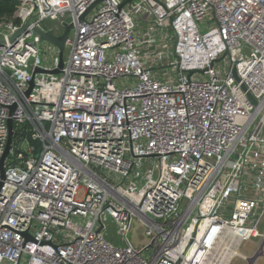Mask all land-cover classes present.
Wrapping results in <instances>:
<instances>
[{"label":"built area","instance_id":"built-area-1","mask_svg":"<svg viewBox=\"0 0 264 264\" xmlns=\"http://www.w3.org/2000/svg\"><path fill=\"white\" fill-rule=\"evenodd\" d=\"M95 1L20 0L19 22H0V160L14 124L0 264L248 259L264 217V0H102L81 19ZM65 23L51 73L59 50L36 29Z\"/></svg>","mask_w":264,"mask_h":264},{"label":"rangeland","instance_id":"rangeland-1","mask_svg":"<svg viewBox=\"0 0 264 264\" xmlns=\"http://www.w3.org/2000/svg\"><path fill=\"white\" fill-rule=\"evenodd\" d=\"M69 20L70 19L68 18L67 21H69ZM46 24L49 28H56L59 31H61V29H62V28H60L61 23L57 20L55 21V20L48 19L46 21ZM70 34L73 35V29L71 30ZM41 45H42V48L44 50V48H46L47 45H49V44L47 43V41L44 40ZM68 55H69V49L67 47H65V51H64V59L65 60H67ZM23 144H25V146H26V143H22V146H23ZM105 223H106V226L103 229V233H104L105 237L108 240H110L111 242L115 243L116 245H123V241L121 239L122 237L118 232L119 227L116 224V222L113 220V218L111 216L107 215L106 219H105ZM259 230L262 233L261 236H258L257 238H252L251 240L243 243V245L241 246L240 250L243 253V255H245L247 257L253 256L256 253L259 246L261 245V243L263 242V240H264V217H263L262 222L259 226ZM129 237H130L131 241L134 244H136L137 246H142V245H145L149 242V239L145 234V228L141 223H139L138 220L135 221V225L131 229V231L129 233ZM263 253H264V250H263ZM231 264H248V261H247V259L242 258L239 255H236L233 258ZM253 264H264V255H260L254 261Z\"/></svg>","mask_w":264,"mask_h":264},{"label":"water","instance_id":"water-1","mask_svg":"<svg viewBox=\"0 0 264 264\" xmlns=\"http://www.w3.org/2000/svg\"><path fill=\"white\" fill-rule=\"evenodd\" d=\"M100 1L102 0H96L88 9L87 11L81 15V19H85L87 13L96 5L98 4ZM130 0H126L124 1V4L126 2H128ZM27 25H24L17 33H20ZM72 28V24H68V23H65V29L63 31V33L61 34H55L53 30H47V31H44L42 29H39L37 28L36 31L37 33L41 36V38L49 43H51L53 46H55L58 50H59V58H60V64H59V67L53 69V70H50L49 72L51 73H58L60 72L62 66H63V63H64V51H65V46H66V39L68 38L69 36V32ZM15 35V36H16ZM4 41L2 39H0V44H3ZM36 71H42V69L40 68H37ZM34 86V80H32L30 82V88L27 92V94H29L31 92V89L33 88ZM8 124H9V137H8V141H7V145H6V148H5V151L1 157V160H0V169H1V175H2V178L5 177V168H4V162H5V159H6V156L11 148V142H12V137H13V133H14V124H13V121L12 119H9L8 121ZM28 140L32 143V144H36V141L34 139H32L31 137H27ZM40 149L38 148L37 149V152H39ZM263 249H264V240L263 242L261 243V245L259 246V248L257 249L256 253L249 257L247 259L248 261V264H253L254 261L260 256V255H264L263 253Z\"/></svg>","mask_w":264,"mask_h":264},{"label":"trees","instance_id":"trees-1","mask_svg":"<svg viewBox=\"0 0 264 264\" xmlns=\"http://www.w3.org/2000/svg\"><path fill=\"white\" fill-rule=\"evenodd\" d=\"M19 4L20 0H0V22L5 20L19 22V19L14 17Z\"/></svg>","mask_w":264,"mask_h":264},{"label":"crops","instance_id":"crops-1","mask_svg":"<svg viewBox=\"0 0 264 264\" xmlns=\"http://www.w3.org/2000/svg\"><path fill=\"white\" fill-rule=\"evenodd\" d=\"M264 250V249H263Z\"/></svg>","mask_w":264,"mask_h":264}]
</instances>
